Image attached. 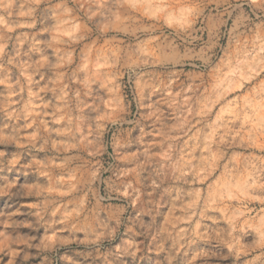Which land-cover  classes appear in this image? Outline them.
I'll return each mask as SVG.
<instances>
[{"label":"rangeland","instance_id":"1","mask_svg":"<svg viewBox=\"0 0 264 264\" xmlns=\"http://www.w3.org/2000/svg\"><path fill=\"white\" fill-rule=\"evenodd\" d=\"M0 264H264V0H0Z\"/></svg>","mask_w":264,"mask_h":264}]
</instances>
